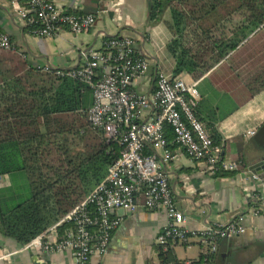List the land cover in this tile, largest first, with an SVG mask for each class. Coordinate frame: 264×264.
I'll return each mask as SVG.
<instances>
[{
  "label": "built area",
  "instance_id": "obj_1",
  "mask_svg": "<svg viewBox=\"0 0 264 264\" xmlns=\"http://www.w3.org/2000/svg\"><path fill=\"white\" fill-rule=\"evenodd\" d=\"M18 2L11 0L17 16L27 27H33L31 33L39 39L62 31L85 34L96 23L93 14L68 11L54 0H25L24 6ZM136 44V40L127 37L105 39L100 49L82 55L76 69L56 71L59 77H70L91 91L93 102L85 115L87 127L101 134L106 143L117 145L119 158L82 201L26 245L31 251L69 253L74 264H92L94 257L107 253L112 235L122 223L123 218L115 215L117 210L128 215L164 211L166 225L155 240L159 248L166 250L190 239L204 248L200 262L185 260L180 264H206L209 256L217 252L220 241L246 231L242 217L227 224L205 222L197 230L186 227V218L176 207L160 164L172 160L170 144L191 161L202 164L209 175L241 172L244 183L260 179L248 170L243 172L240 162L221 159V147L214 144L195 116L199 99L195 84L185 83L180 75L169 77L158 70L152 94L135 89L134 82L146 76L151 64ZM14 49L9 36L0 30V50ZM48 68L43 67V71ZM166 127L171 130V142L165 136ZM1 183L0 176V186ZM248 214L264 219L262 192L252 196Z\"/></svg>",
  "mask_w": 264,
  "mask_h": 264
},
{
  "label": "crops",
  "instance_id": "obj_2",
  "mask_svg": "<svg viewBox=\"0 0 264 264\" xmlns=\"http://www.w3.org/2000/svg\"><path fill=\"white\" fill-rule=\"evenodd\" d=\"M18 1L22 6L21 1L25 0ZM54 2L68 11L93 14L95 26L81 35L62 31L53 37L39 39L19 19L11 0H0V30L12 39L15 47L12 51L0 52H16L31 67L67 70L78 66L83 54L100 49L105 39L127 37L136 40L137 48L145 51L151 61L146 76L134 82L139 93L152 94L155 86L154 83L152 88L153 69L157 66L160 70L164 52L170 58L168 67L172 71L169 77L174 76L173 60L165 50L170 35L163 23L147 24V0ZM249 18L250 12L242 7L212 28L207 37L213 43L226 40ZM251 50L242 51L248 55ZM178 75L185 83L196 85L199 99L195 116L210 137L216 134L221 141L222 160L240 162L241 170L249 171L251 160L263 152L257 132L264 125V90L251 96L225 60L209 71ZM248 132L255 134L248 136ZM172 147V160L160 164L168 177L176 207L186 218V227L197 230L205 222L227 224L242 217L246 228L243 234L228 238L224 247L220 241L217 252L206 264H264V219L248 214L252 196L258 191L264 194V175H258L260 182L256 183H244L241 172H219L212 176L204 172L202 164L188 159L175 145ZM156 155L159 159V153ZM3 184L9 185L6 177H2L1 186ZM115 215L123 218L122 223L113 233L107 253L101 258L94 257L92 264L161 262L160 248L155 240L166 225L164 211H139L130 215L116 212ZM167 249L175 261L198 263L204 257V248L195 239ZM0 264H74V261L69 253L31 251L26 245L0 235Z\"/></svg>",
  "mask_w": 264,
  "mask_h": 264
},
{
  "label": "trees",
  "instance_id": "obj_3",
  "mask_svg": "<svg viewBox=\"0 0 264 264\" xmlns=\"http://www.w3.org/2000/svg\"><path fill=\"white\" fill-rule=\"evenodd\" d=\"M242 7L249 20L228 39L211 42L208 32ZM159 23L170 35L165 50L174 76L209 71L225 60L251 96L264 90V0H147V24ZM56 71L0 52V176L9 181L0 187V235L19 245L82 201L119 158L117 145L87 127L91 91ZM165 136L173 139L169 127ZM211 138L221 147L216 134ZM166 250L159 249L161 262L181 263Z\"/></svg>",
  "mask_w": 264,
  "mask_h": 264
},
{
  "label": "water",
  "instance_id": "obj_4",
  "mask_svg": "<svg viewBox=\"0 0 264 264\" xmlns=\"http://www.w3.org/2000/svg\"><path fill=\"white\" fill-rule=\"evenodd\" d=\"M76 67H72L70 69H67L68 70H73V69H76ZM157 71H158V68L157 66L154 67L153 69V79H152V88H153V84H154V81H155V76L157 74ZM149 94V93H148ZM147 94V95H148ZM257 137L258 139L260 140V142L262 143L263 145V152L262 154H259V155H256L250 162V169L249 171H251L252 173H255L257 175H264V125H262L258 132H257ZM221 159L223 157V151H221ZM117 213H120L121 215H123V211L122 210H117L116 211ZM227 243V239H224L222 240V246L224 247V245ZM221 250V249H220Z\"/></svg>",
  "mask_w": 264,
  "mask_h": 264
},
{
  "label": "rangeland",
  "instance_id": "obj_5",
  "mask_svg": "<svg viewBox=\"0 0 264 264\" xmlns=\"http://www.w3.org/2000/svg\"><path fill=\"white\" fill-rule=\"evenodd\" d=\"M169 63H170V58L164 52L163 57H162V63H160V67L159 68H160V71L163 72L164 75H166V76H170L171 75V71H172L170 69V67H168ZM77 139L78 138L76 136L73 138V140H77Z\"/></svg>",
  "mask_w": 264,
  "mask_h": 264
}]
</instances>
